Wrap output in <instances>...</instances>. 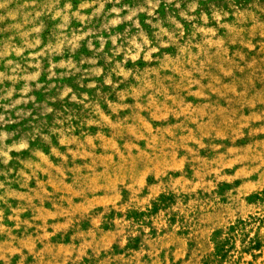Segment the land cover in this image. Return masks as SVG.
<instances>
[{
    "label": "rangeland",
    "instance_id": "1",
    "mask_svg": "<svg viewBox=\"0 0 264 264\" xmlns=\"http://www.w3.org/2000/svg\"><path fill=\"white\" fill-rule=\"evenodd\" d=\"M0 264H264V0H0Z\"/></svg>",
    "mask_w": 264,
    "mask_h": 264
}]
</instances>
